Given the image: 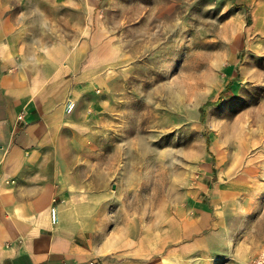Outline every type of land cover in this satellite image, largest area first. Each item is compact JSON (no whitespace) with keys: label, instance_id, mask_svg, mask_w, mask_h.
Wrapping results in <instances>:
<instances>
[{"label":"rangeland","instance_id":"374dc122","mask_svg":"<svg viewBox=\"0 0 264 264\" xmlns=\"http://www.w3.org/2000/svg\"><path fill=\"white\" fill-rule=\"evenodd\" d=\"M5 5L45 6L66 47L82 176L116 194L108 233L144 240L143 264H249L264 250V0Z\"/></svg>","mask_w":264,"mask_h":264},{"label":"crops","instance_id":"0c3cea01","mask_svg":"<svg viewBox=\"0 0 264 264\" xmlns=\"http://www.w3.org/2000/svg\"><path fill=\"white\" fill-rule=\"evenodd\" d=\"M6 1H0V264H143L144 240L133 250L130 228L108 233L106 207L116 194L82 176L85 135L68 110L76 91L66 47L47 31L46 7L18 5L22 10L12 12L19 15L9 17ZM91 155L99 157V149ZM125 212L116 220H131Z\"/></svg>","mask_w":264,"mask_h":264},{"label":"built area","instance_id":"2783aa9c","mask_svg":"<svg viewBox=\"0 0 264 264\" xmlns=\"http://www.w3.org/2000/svg\"><path fill=\"white\" fill-rule=\"evenodd\" d=\"M19 119L22 120V117H20ZM52 219H56L54 223L57 222V215L55 210L52 211ZM249 264H264V250H262L251 262H249Z\"/></svg>","mask_w":264,"mask_h":264}]
</instances>
